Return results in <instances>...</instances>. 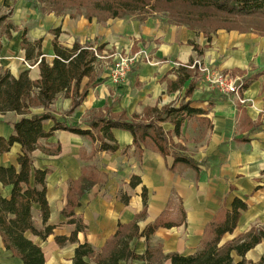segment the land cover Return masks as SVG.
<instances>
[{
    "label": "crops",
    "instance_id": "obj_1",
    "mask_svg": "<svg viewBox=\"0 0 264 264\" xmlns=\"http://www.w3.org/2000/svg\"><path fill=\"white\" fill-rule=\"evenodd\" d=\"M165 14L153 12L141 18L108 21H89L85 16L71 20L55 13L43 15L29 0H17L9 18V23L16 27L11 30V38L4 26L0 28V68L15 78L28 72L32 81L41 79L39 64L27 61L21 46L26 28L30 42L42 40V52L48 62L54 59L52 30L61 28L58 39L65 47L71 48L75 42L90 43L92 49L105 45L100 52L104 58L106 50L121 48L128 40L132 53H145L157 63L138 61L125 82L114 84L109 63L97 60L88 97L66 117L73 125L86 127L89 121L108 110L113 114L125 111L132 118L144 116L148 109L178 107L189 100L193 101L192 107L205 112L204 116L197 117L204 122L196 117L186 120L179 137L174 134L175 127L170 120L162 124L174 149L201 164L199 172L192 168L172 171L174 158L163 157L151 144L139 155L132 134L124 130L113 131L120 146L115 153L96 152L97 143L67 131L41 139L33 154L34 167L51 170L46 180L51 212L47 226L55 229L45 241L31 233L26 237L42 248L45 264H71L76 249L84 243L101 251L120 224L136 221L144 210V188L148 191L147 213L137 220L140 231L161 217L174 223L184 220L181 226L160 228L151 237V249L161 248L164 255L191 256L199 252L206 228L224 204L231 208L235 198L245 201L248 210L242 214L234 233L227 234L222 244L254 227H264V33L247 28L219 29L206 34L198 27L172 22ZM195 45L204 49L202 55L194 49ZM197 61L206 72L190 68ZM181 67L198 70L194 71L197 86L191 98L185 97L189 83L176 92L168 90V81L177 80L176 71ZM213 71L243 78L247 87L240 97L245 102H239L236 95L217 91L208 79ZM89 81L85 78L81 89ZM71 107L72 99L60 95L51 110L62 118ZM31 112L41 114L44 108L35 107ZM20 118L14 112L0 114V137L10 138ZM52 126L48 121L44 127L49 130ZM21 153V146L15 144L9 153L0 157V165L17 167ZM91 166L103 175L104 183L83 195L80 206L75 209V220L82 221L87 228L78 234L77 243L60 246L55 238L70 237L75 230V225L63 215L71 183L81 177L84 167ZM135 177L141 179V184L132 187ZM11 192V186L0 182V194L4 198H10ZM33 216L36 227L42 229L37 206ZM130 247L143 255L148 244L145 238H135ZM263 256L264 242L243 256L232 254L235 264L258 263ZM0 264H24L5 248L1 237ZM135 264L148 262L136 261ZM153 264L172 263L162 260Z\"/></svg>",
    "mask_w": 264,
    "mask_h": 264
},
{
    "label": "trees",
    "instance_id": "obj_2",
    "mask_svg": "<svg viewBox=\"0 0 264 264\" xmlns=\"http://www.w3.org/2000/svg\"><path fill=\"white\" fill-rule=\"evenodd\" d=\"M59 4L70 2L74 4H87L93 2V8L89 9L87 19L92 21H108L110 19L123 18L127 15H135L149 10L171 14L179 19L178 23L189 25L191 28H200L206 34L219 29H240L232 23L228 25L218 24L211 19L217 16L231 17L232 19L252 20L260 18V23L255 29L264 33V0H36ZM183 5L190 8L189 11L174 10V6ZM4 6L7 2L4 1ZM36 10L42 11L37 4ZM11 12L0 15V28L5 27L8 38H11V30H16L9 18ZM212 12V13H211ZM216 14V15H214ZM216 16V17H215ZM175 18V19H176ZM254 28V27H249ZM53 39L54 59L48 62L42 52V40L34 43L27 38V30L22 35V49L25 51V59L38 63L41 70V79L32 81L28 72L22 73L18 78L0 68V114L14 112L21 118L14 124V134L8 138L0 137V157L9 153L15 144H19L22 153L18 157V166L3 167L0 165V182L4 186H11L10 198H4L0 194V237L8 251L22 260L24 264H45L46 259L42 248L26 237L31 233L47 240L54 234V227L47 226L50 218V206L47 200V176L51 170L36 169L34 167V152L39 147L41 139H49L58 131H67L82 137L91 139L98 144L96 152L115 153L120 146L113 135L114 130H124L133 136V145L143 153L144 147L152 145L153 149L163 157L172 156L174 164L172 171L192 168L199 172L200 163L183 152L174 149L170 136L164 131L163 123L170 120L174 125V134L181 136V130L186 120L204 116L202 109L192 107L191 100L182 102L178 107L166 106L162 109H148L144 116L129 118L127 113L113 114L108 110L89 121L86 127L73 125L67 116L78 109L88 97L95 77V64L97 58L93 46L90 43L81 45L75 42L71 48L63 46L59 42L61 29H54ZM135 47V45H134ZM133 47V48H134ZM105 45L97 47L102 52ZM199 55L204 49L194 46ZM193 63V62H192ZM194 71L187 67H181L177 72L176 81H168L169 92H176L189 83L185 93L186 98H191L196 86ZM89 78V83L81 89L82 82ZM247 87L244 82L243 90ZM60 95L72 99L70 111L62 118L56 117L51 110L52 105ZM43 107L41 114H32L31 109ZM198 119V118H197ZM204 122V119H198ZM51 121L53 126L45 129V123ZM241 139L240 141H242ZM82 158L85 159L84 155ZM104 183V177L94 167H84L81 177L71 183L68 193L67 205L63 215L69 219L75 230L70 237H56V243L64 246L67 243L78 242V234L86 230L82 221H76L75 209L80 206V198L89 192L95 185ZM141 184V179L135 177L131 186ZM144 210L137 220L142 219L147 213L148 191L142 193ZM37 206L43 223V228L35 225L33 210ZM248 210V204L240 198H235L231 208L224 204L217 212L212 222L206 228L202 240V249L191 256H181L177 253L164 255L161 248L151 249V237L160 228L171 229L181 226L183 223L167 221L159 218L153 224L140 231L137 220L129 225L120 224L116 234L109 239L101 251H95L88 243L80 244L75 251L71 264H135L136 261L153 264L162 260H169L172 264H235L232 254L245 255L249 250L264 242V227L252 228L248 233L239 235L232 241L222 244L227 234H233L236 230L242 214ZM135 238H145L148 248L143 255L137 254L131 249L130 244ZM244 264V263H242ZM264 264V256L258 263Z\"/></svg>",
    "mask_w": 264,
    "mask_h": 264
},
{
    "label": "rangeland",
    "instance_id": "obj_3",
    "mask_svg": "<svg viewBox=\"0 0 264 264\" xmlns=\"http://www.w3.org/2000/svg\"><path fill=\"white\" fill-rule=\"evenodd\" d=\"M4 1L7 2V6H4ZM16 1L17 0H0V15L5 14V13H9L10 11H12V8H14ZM29 1L33 4V7H34V4H37V6L41 10H43V12H42L43 15H46L49 13H55L58 16L59 15L65 16L67 19L72 18L71 20H73L74 18L78 19V18L84 17V16L87 17L86 15H87L89 9L93 8V2H89L87 4H80V5L70 3V2H60L59 4L55 5V4L48 3V2H40L39 3V1H36V0H29ZM173 9L179 10V11H184V10L189 11L190 10V8L188 6H183V5L174 6ZM159 13H162V12H159ZM148 14H152V13H150L149 10H146L145 12H143L141 14L140 13H137L135 15L131 14V15H127L123 18H125V19H129L131 17L141 18L142 16L148 15ZM214 15H216V14H214ZM165 16H168L170 18L169 20L172 22L178 23V21H179V19H177L176 17H172L171 14H170V16L165 14ZM211 20L213 22H217L218 24L228 25V24L232 23L233 26L235 25L236 27L240 26V27H246V28H249V27L255 28L256 26L259 25V23L261 21L260 18H254L252 20H245V19H237V18L232 19L231 17H225V16H217V18L211 19ZM19 30L23 31V29H19ZM24 30H28V29L26 28ZM1 32H2V30H1ZM130 45H131V42L127 40V42L125 43V46H122L121 48H116L114 50H109V51L106 50V52L104 54V58L103 59H97V60L102 61V62H108L109 66L111 68H114L116 63H117V58L120 55L130 56V57L135 55L130 50V48H129ZM94 49H96V48H94ZM99 54H100V52H99ZM146 56H148L152 61H154L149 55H147L145 53L143 55L140 54L141 59L139 61L143 60L144 62L149 64ZM136 64H134V65H136ZM130 73H129V75H130Z\"/></svg>",
    "mask_w": 264,
    "mask_h": 264
},
{
    "label": "built area",
    "instance_id": "obj_4",
    "mask_svg": "<svg viewBox=\"0 0 264 264\" xmlns=\"http://www.w3.org/2000/svg\"><path fill=\"white\" fill-rule=\"evenodd\" d=\"M95 53L97 59L103 58L102 55L96 49H92ZM149 64H157L152 61L148 56H146ZM141 59L140 54H135L134 56H123L120 55L117 58V63L114 68L111 70V80L114 84H120L125 82L128 79L129 73L132 71V66L136 64ZM180 66V65H177ZM199 69V71H207L202 67V64L197 61L190 68ZM209 81L212 83L213 87L225 95H236L239 102L244 103V99L240 97V93L243 91L244 80L241 77H233L230 74L213 71L209 73Z\"/></svg>",
    "mask_w": 264,
    "mask_h": 264
}]
</instances>
